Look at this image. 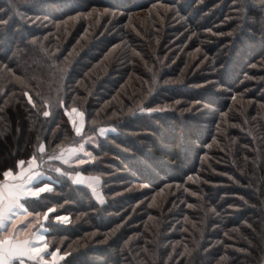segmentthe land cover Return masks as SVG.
<instances>
[{
	"label": "trees",
	"instance_id": "16d2710c",
	"mask_svg": "<svg viewBox=\"0 0 264 264\" xmlns=\"http://www.w3.org/2000/svg\"><path fill=\"white\" fill-rule=\"evenodd\" d=\"M248 2L0 0V182L50 183L25 207L70 215L45 223L56 264H264V13ZM72 147L92 160L57 159Z\"/></svg>",
	"mask_w": 264,
	"mask_h": 264
},
{
	"label": "snow or ice",
	"instance_id": "6c2138e0",
	"mask_svg": "<svg viewBox=\"0 0 264 264\" xmlns=\"http://www.w3.org/2000/svg\"><path fill=\"white\" fill-rule=\"evenodd\" d=\"M247 8H252L261 11L264 13V0H249L246 5ZM0 23H6V21L0 20ZM29 101H31V97H29ZM76 108H72L71 112H76ZM66 114H69L66 112ZM43 115L45 117L49 116L50 113L48 111H44ZM83 116V113H80ZM109 131H114V129H110ZM75 132L79 134L81 129L79 127L75 128ZM101 135L105 133V129H100ZM82 149H71L69 158L76 157L78 151ZM43 151V148H41ZM63 157H57V159H62ZM36 157H32L33 163L35 162ZM76 164H83L85 161L83 159H79L76 157ZM24 161H18V164L23 165ZM64 164H68V159H63ZM57 172L60 171L59 168L56 169ZM67 177L69 173H64ZM3 176L5 178L11 177L15 181H19L17 183H0V264H25V259L28 261H35L37 264H56L58 258L59 249H55L54 251L49 252V245L45 241V236L43 234H37L36 239H28L23 238V233L17 229L16 224L21 219V213L23 214V220H27L29 217L32 218V221L39 220L42 213L39 211H29L25 204H29L31 206L30 198H36L37 200L40 197V194L43 192L51 191L49 182H42L40 186L29 187V183H31V177L28 178V182L22 178L21 175H14L11 169L3 172ZM191 179V177H189ZM95 181V178H93ZM76 183L83 184V180L80 179V174L77 173ZM7 188L8 193L5 196L3 189ZM24 202H21V201ZM55 209L53 207H47L43 212V220L48 221L49 214L53 213ZM54 220L60 223L68 222V217L55 215ZM32 221H28L29 225ZM47 231V229H44ZM42 242V243H41ZM44 255H51L52 260L46 261L44 260Z\"/></svg>",
	"mask_w": 264,
	"mask_h": 264
},
{
	"label": "crops",
	"instance_id": "0c3cea01",
	"mask_svg": "<svg viewBox=\"0 0 264 264\" xmlns=\"http://www.w3.org/2000/svg\"><path fill=\"white\" fill-rule=\"evenodd\" d=\"M73 148L78 149V150L82 149L81 151H78L76 154V157H78L79 159H81L83 156H85V154L88 151L84 150L82 147H72V148H69L68 150H66V152L62 154V157H63L62 160L68 159L69 164L77 165L75 162L76 157L69 158L70 150ZM21 174H23L22 178L25 180V182H28L29 177L32 178L31 183H29V187H36L37 186L36 183H37L38 179H36L37 178L36 176H40L39 172H37V171L32 172V171L25 170V171L20 172L19 174L14 173V175H18V176ZM80 179L84 181V176L82 174H80ZM5 182L11 184V183H17L19 181H15L11 177H8V178H5L0 183H5ZM3 192H4L5 196H7L8 190L6 187L3 189ZM21 202H23V200ZM29 211H31V210H29ZM28 221H32V218L29 217L27 220H23V214L21 213V219L16 224L17 229L23 233V238L35 240L37 234L39 233V234H43L45 236V241H46V231H44V229H47V228L45 227V221L43 220V216H41L39 220L32 221L30 225H29ZM41 255L44 256V260H46V261L52 260L51 255H44L43 253ZM32 262H35V261H28L27 259H25V264H31ZM40 263L42 264V262H40Z\"/></svg>",
	"mask_w": 264,
	"mask_h": 264
},
{
	"label": "rangeland",
	"instance_id": "374dc122",
	"mask_svg": "<svg viewBox=\"0 0 264 264\" xmlns=\"http://www.w3.org/2000/svg\"><path fill=\"white\" fill-rule=\"evenodd\" d=\"M69 113H70V118H71V120H72L75 128L79 127L81 129V131H82L83 130V127H84V115L83 116L80 115V113H82V112L77 109L76 112L73 113V112L70 111ZM92 158H93V152L92 151H88L85 154V156H83L81 159H83L86 162L88 160H92ZM46 177H49V175H47ZM86 183L90 184L91 186H93V188H95V186L93 185V181L92 180H90V179L89 180H86ZM95 196H97L98 199H102L101 192L98 189L95 190ZM53 208L56 209L55 207H53ZM60 216H66V217H68V222L63 223V224L69 223V221H70V215H68V214H62ZM49 219L52 220V221L54 219V217L53 218L51 217V213L49 214ZM45 223H46V221H45Z\"/></svg>",
	"mask_w": 264,
	"mask_h": 264
}]
</instances>
